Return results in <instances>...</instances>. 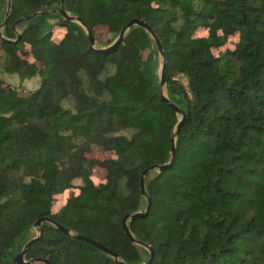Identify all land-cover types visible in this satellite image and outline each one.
Returning <instances> with one entry per match:
<instances>
[{"label":"trees","instance_id":"obj_1","mask_svg":"<svg viewBox=\"0 0 264 264\" xmlns=\"http://www.w3.org/2000/svg\"><path fill=\"white\" fill-rule=\"evenodd\" d=\"M61 0H11L0 36V73L38 78L22 89L0 77V264L33 237L39 217L87 236L125 264H264V0H64L95 46L133 17L115 47L89 48L77 21L51 11ZM7 0H0V23ZM16 25V26H17ZM99 175V179L95 176ZM97 177V176H96ZM67 192L55 208L57 196ZM119 264L47 222L25 259ZM150 258V259H149Z\"/></svg>","mask_w":264,"mask_h":264},{"label":"water","instance_id":"obj_2","mask_svg":"<svg viewBox=\"0 0 264 264\" xmlns=\"http://www.w3.org/2000/svg\"><path fill=\"white\" fill-rule=\"evenodd\" d=\"M63 3H64V0H61L60 1V4H59V7L57 9H54V10H51V11H44V12H41V11H36V12H33L29 15H24L22 17H20L19 19H17L14 24H13V29L16 31L17 33V37H19L20 33L16 30V25L20 22V21H23V20H29V19H32L40 14H46V13H49V12H54V13H59L63 18H68L70 20H73V21H77L78 23H80L83 28L85 29L87 35H88V39H89V48L91 49H94V50H97V51H105L109 48H112V47H115L119 44V42L122 40V38L125 36L126 32L128 31V29L132 26H141L143 27L148 33L149 35L151 36V38L153 39L155 45H156V48H157V51H158V55L161 59V62H160V65H159V70H158V75H159V97L163 100H165L169 105H171L175 112L177 113V115L179 116V119L177 121V123L175 124V127H174V131L173 133L171 134V138H170V141H171V146H170V154H169V161L166 162V163H162V164H154V165H151L149 167H147L146 169L142 170L141 173H140V180H139V186H140V193L141 195L146 199V205H145V208L144 210L142 211H135V212H129V213H126L124 215V217L122 218V227L124 229V232L125 234L131 239V241H133L134 243L136 244H139V245H142L144 247H148V249L150 250L151 252V247L150 246H146L144 243L136 240L133 235L131 234L130 230H129V227L127 225V221L129 219H133L135 216L137 215H142L144 214L145 212L148 211L149 209V206H150V203H151V200H150V197L148 195V193L146 192V189H145V185H144V181H145V176L146 174L149 172V171H161L165 166H167L171 160L174 159V156H175V140H176V136H177V133L179 131V128L185 118V111L180 108L179 106H177L176 104H174L168 97L167 95H165L163 93V88L165 87V81H164V72H165V55H164V51H163V48H162V45L158 39V37L156 36L155 32L152 30V28L142 19H138L136 17H133L131 18L119 31L117 37L113 40V42L106 46V47H96L95 46V40H94V37L92 36L91 34V31L89 30V28L81 21L80 17L78 16H73V15H70L65 9H64V6H63ZM11 9V0H7V5H6V10H5V15H4V19L3 21L0 23V36L3 38V39H6L4 38V36L2 35V32H1V28L5 25L6 21H7V18H8V14H9V10ZM43 222H47V223H50L52 225H55L56 227L62 229L63 231H65L66 233H68L72 238L74 239H77V240H80L82 242H85L95 248H98L102 251H104L105 253H107L108 255L112 256L113 259L118 262L119 264H125L123 262V260L120 258V256L116 253H114L112 250H110L109 248H106L105 246H103L102 244H100L99 242L87 237V236H84L80 233H75V232H72L70 229L62 226L61 224H59L58 222L54 221L52 218L50 217H39L34 223H33V227L37 228V234L34 235L33 237H31L21 248V250L14 256L13 258V261L16 262V264H34V263H43V264H50L49 261L47 259H43V258H36V259H33V258H30V259H25V253H26V250L27 248L29 247V245L35 241L40 235H41V232H42V223ZM150 259V258H149ZM147 264V263H145Z\"/></svg>","mask_w":264,"mask_h":264},{"label":"rangeland","instance_id":"obj_3","mask_svg":"<svg viewBox=\"0 0 264 264\" xmlns=\"http://www.w3.org/2000/svg\"><path fill=\"white\" fill-rule=\"evenodd\" d=\"M16 30L19 32L20 30V26H16ZM160 65V63H159ZM159 70V68H158ZM0 77L3 78L5 81L11 83L14 86L20 87L22 89H33L38 85V78L37 77H32L30 79H24V80H20V78H18L17 74H10V73H0ZM97 176V177H96ZM95 179H99V175H96ZM67 195V192H64L62 194H59L57 196V200L54 203L55 208L58 206L59 203H61L65 197ZM30 234L32 236L37 234V228L32 227L30 230ZM34 264H43V263H34Z\"/></svg>","mask_w":264,"mask_h":264},{"label":"bare ground","instance_id":"obj_4","mask_svg":"<svg viewBox=\"0 0 264 264\" xmlns=\"http://www.w3.org/2000/svg\"><path fill=\"white\" fill-rule=\"evenodd\" d=\"M163 93L166 95V93H165V87L163 88Z\"/></svg>","mask_w":264,"mask_h":264}]
</instances>
